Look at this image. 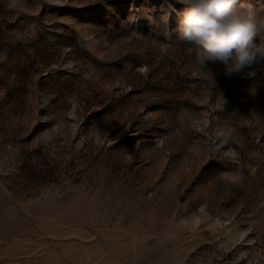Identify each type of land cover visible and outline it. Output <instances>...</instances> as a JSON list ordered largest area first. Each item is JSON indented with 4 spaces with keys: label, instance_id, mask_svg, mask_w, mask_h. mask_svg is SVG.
Segmentation results:
<instances>
[{
    "label": "rangeland",
    "instance_id": "obj_1",
    "mask_svg": "<svg viewBox=\"0 0 264 264\" xmlns=\"http://www.w3.org/2000/svg\"><path fill=\"white\" fill-rule=\"evenodd\" d=\"M182 9L0 0V264H264V64L213 82Z\"/></svg>",
    "mask_w": 264,
    "mask_h": 264
},
{
    "label": "clouds",
    "instance_id": "obj_2",
    "mask_svg": "<svg viewBox=\"0 0 264 264\" xmlns=\"http://www.w3.org/2000/svg\"><path fill=\"white\" fill-rule=\"evenodd\" d=\"M183 5L179 12L177 38L195 46V62L206 70L209 63L222 64L227 75L246 72L254 78L260 69L254 65L264 64V6L258 11L251 4L243 5L240 0H177ZM170 15V14H169ZM214 82V74L206 70ZM257 81L250 87L255 93ZM212 138L216 148L227 145L232 131L216 129L209 133L198 129ZM238 154L232 151L233 158Z\"/></svg>",
    "mask_w": 264,
    "mask_h": 264
}]
</instances>
